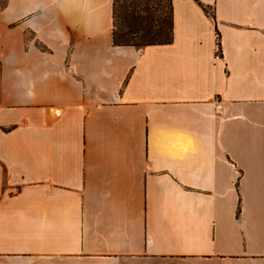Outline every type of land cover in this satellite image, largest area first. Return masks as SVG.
Masks as SVG:
<instances>
[{
    "label": "crops",
    "instance_id": "obj_1",
    "mask_svg": "<svg viewBox=\"0 0 264 264\" xmlns=\"http://www.w3.org/2000/svg\"><path fill=\"white\" fill-rule=\"evenodd\" d=\"M0 0V264H264V0Z\"/></svg>",
    "mask_w": 264,
    "mask_h": 264
},
{
    "label": "trees",
    "instance_id": "obj_2",
    "mask_svg": "<svg viewBox=\"0 0 264 264\" xmlns=\"http://www.w3.org/2000/svg\"><path fill=\"white\" fill-rule=\"evenodd\" d=\"M160 0H113L112 40L114 46L141 48L172 42V7L160 15ZM159 14V15H158Z\"/></svg>",
    "mask_w": 264,
    "mask_h": 264
},
{
    "label": "rangeland",
    "instance_id": "obj_3",
    "mask_svg": "<svg viewBox=\"0 0 264 264\" xmlns=\"http://www.w3.org/2000/svg\"><path fill=\"white\" fill-rule=\"evenodd\" d=\"M168 8H169L168 7V0H160V4L158 6L159 14L160 15L167 14L169 12Z\"/></svg>",
    "mask_w": 264,
    "mask_h": 264
}]
</instances>
